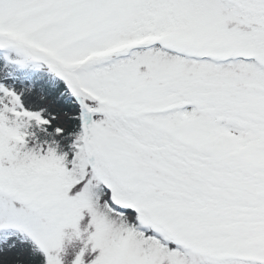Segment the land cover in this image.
<instances>
[{"label": "snow or ice", "instance_id": "1", "mask_svg": "<svg viewBox=\"0 0 264 264\" xmlns=\"http://www.w3.org/2000/svg\"><path fill=\"white\" fill-rule=\"evenodd\" d=\"M0 264H264V0H0Z\"/></svg>", "mask_w": 264, "mask_h": 264}]
</instances>
